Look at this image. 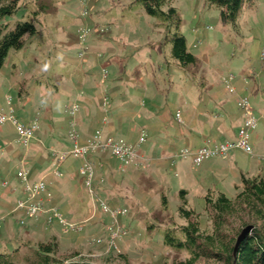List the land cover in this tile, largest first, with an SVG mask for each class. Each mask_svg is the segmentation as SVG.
<instances>
[{"label": "rangeland", "instance_id": "374dc122", "mask_svg": "<svg viewBox=\"0 0 264 264\" xmlns=\"http://www.w3.org/2000/svg\"><path fill=\"white\" fill-rule=\"evenodd\" d=\"M40 2L46 4L47 12L40 10ZM21 3L16 13L4 18L7 29L19 20H29L38 32L25 36L23 48L10 49L0 67V108H8L11 99L17 117L26 123L37 119L39 128L26 147L17 142L11 122L0 124V216H4L0 251L11 252L16 263L33 264L38 244L57 240L55 257L64 261L184 264L191 251L164 243L166 228L188 223L178 210L181 189L188 191L187 206L195 210L191 220L211 231L212 211L205 208V195L222 191L235 197L243 173L264 170V0L245 4L236 24L222 22L220 6L209 0H170L178 9V27L177 22L148 14L138 0ZM176 29L185 35L197 64L183 67L172 57L171 34ZM244 97L256 117V126L249 130L252 152L234 147L224 156L195 164L192 157L178 154L183 147L191 151L198 147L179 140L171 147V157L161 158L162 151L170 150L175 134L189 132L182 119L187 121L198 110L206 109L216 117L231 113L236 119L234 130L240 131L248 117L239 106ZM88 101L90 129L108 127L111 134L135 146L142 130L146 133L137 146L138 158L129 163L109 150L96 152L103 153V167L111 168L112 174L105 175L96 163L95 192L111 210L127 209L117 215V221L85 186L79 173L83 160L57 157L59 151L70 148L72 122L79 127ZM72 103L79 105L74 116L67 111ZM232 139H207L204 144ZM21 167L29 171L31 181L41 177L47 181L51 194L39 217L15 208L24 184L17 176ZM16 187L19 193H13ZM52 207H58L67 226L57 218L48 220ZM246 224L260 226L243 212L230 217L227 227L231 232ZM176 233L180 235L178 229ZM194 264L222 261L203 256Z\"/></svg>", "mask_w": 264, "mask_h": 264}, {"label": "trees", "instance_id": "16d2710c", "mask_svg": "<svg viewBox=\"0 0 264 264\" xmlns=\"http://www.w3.org/2000/svg\"><path fill=\"white\" fill-rule=\"evenodd\" d=\"M138 1L143 4L148 14L160 17L169 23L177 22L178 27V9L169 4L170 0ZM209 1L220 6L222 22L236 24L243 6L253 3L255 0ZM21 6H23L21 0H0V67L5 63L10 49L23 48L27 41L25 36H32L38 32L36 25L29 20H19L13 28L7 29L4 18L16 13ZM40 10L47 12L46 4L40 2ZM171 42V55L181 66L197 64V55L190 51L185 35L178 29L171 34ZM237 187H241V190L235 197H229L222 191L208 192L205 195V208L212 211L214 227L211 231L201 229L198 220H191L195 210L187 206L188 191L184 188L181 189V202L178 210L182 217L188 219V223L177 227L179 236L176 233V228H166L164 243L174 247H187L191 251L192 257L184 264H194L198 258L203 256L220 259L222 264H264V174L248 175L243 173ZM243 212L247 214L248 219L260 222V226L253 225V230L240 241L236 248L237 238L243 228L230 229V232L227 223L230 217ZM241 224L244 225L245 221ZM57 250V240L40 242L35 250L33 264H86L79 261L57 259L55 257ZM0 264L21 263L15 262L11 252L3 250L0 251Z\"/></svg>", "mask_w": 264, "mask_h": 264}, {"label": "built area", "instance_id": "2783aa9c", "mask_svg": "<svg viewBox=\"0 0 264 264\" xmlns=\"http://www.w3.org/2000/svg\"><path fill=\"white\" fill-rule=\"evenodd\" d=\"M264 54V49H263ZM234 75H230V79ZM234 88V87H233ZM231 88V90H233ZM11 99H8L9 107L0 108V124L7 121L11 122L17 131V142L23 146H29L30 140L34 136L36 130L39 128V123L37 119L26 123L21 121L11 105ZM108 104L107 96L104 97V106ZM239 106L247 112V120H245V126L240 129L237 133V138L232 140H227L223 142L218 141H207L206 144L198 147L196 150L191 151L188 148L181 149L178 156L192 157V161L195 164H199L203 159L210 156H224L228 151L234 147H240L245 151L252 152L251 143L249 141V130L256 126V117L253 113L251 102L248 98L244 97L239 101ZM79 110L78 103H72L67 107V111L74 116ZM253 110V111H252ZM104 122H107V117H104ZM81 133L78 128H76V123L73 120L72 128L69 132V139L71 145L69 149H62L57 153V157L60 161H64L69 156L75 158H81L83 163L79 167V173L84 176L85 186L88 187L89 192L95 196L105 209H109L112 217L117 221V215L127 211L126 208L123 209H110L109 206L99 197V194L95 192L94 178L96 175V163L103 166L104 163L101 161L91 160V156L97 154L98 150L100 152L109 150L111 153L119 157L122 162L129 163L131 160L138 158L139 151L137 146H139L146 138V133L142 130L138 144L135 146L122 138L116 137L111 133H107L105 128H98L92 134L87 136L84 142H81ZM0 152H3V146L0 144ZM56 175H60L61 172L56 169ZM17 176L23 181V193L24 196L17 199L16 207L18 209H23L29 217H39V215L44 212V204L48 196L51 194L49 192L47 181L41 177L38 180L31 181L29 179V171L23 167L19 168L17 171ZM94 186V187H93ZM45 194V195H44ZM47 196V197H46ZM48 220L50 222L54 221L55 218L63 225L69 224L66 219L62 216L58 207H52L48 210ZM4 219V216H0V223ZM21 222H25L21 219ZM67 226V225H66ZM121 229V228H120Z\"/></svg>", "mask_w": 264, "mask_h": 264}, {"label": "crops", "instance_id": "0c3cea01", "mask_svg": "<svg viewBox=\"0 0 264 264\" xmlns=\"http://www.w3.org/2000/svg\"><path fill=\"white\" fill-rule=\"evenodd\" d=\"M210 82L216 83L217 81H210ZM85 83H87V81ZM151 83L153 85V81ZM201 87L204 88L203 86H201ZM79 95L81 96L82 93H80ZM217 99H218V97H217ZM89 101L87 102V105L84 107V110L81 112L82 114H81V116L77 122V124L79 125L78 129L80 128L79 131L81 133V139H80L81 142H84L87 136H89L96 129H98V128H96L95 130L90 129L91 121H90V117H87V116L91 115L92 107H91V104H89L90 103ZM218 101L222 102L221 100H218ZM105 109H106V107H105ZM205 116H207L208 119ZM189 117L190 118L187 119V121H185V120L183 121V119H182V122H181V123H183V122L186 123L189 132H184V130H183V132L179 133L178 136L175 134V136H176L175 140L172 142V139H171L170 144H169L170 150L169 151L168 150L162 151V154H161L162 159L171 157L170 155H172V153L174 152V151H172L173 148H171V147L175 143H177L179 140L188 142V144H190L192 147H200L206 142L207 139L218 140V138L232 139L235 136L237 137L238 132L234 130V125H233V124H236V122H235L236 119L233 118V115L231 113L225 112V114H219L218 117H216V115L212 116L211 112L207 113V110L203 109V110H198L196 115L191 114V116H189ZM192 117L193 118L195 117V119L192 120V121H194L193 122L194 125H193V123H191L192 121L191 122L188 121ZM202 117L205 118L206 120H208V122L204 121V119ZM237 121L241 122V117ZM107 122H104V124H107ZM188 125H190V126L192 125L194 127L193 130L191 129V131H190ZM99 128H102V127H99ZM104 128H105L107 133H112V130L110 128H108V127H104ZM256 135H257L256 137H258V139H260V134L257 133ZM183 148H187V147H183ZM102 155H103V153L97 154L96 157H94V160L96 162L101 161L105 164V162L102 159L103 158ZM227 157H225V158H227ZM259 157L262 158V154H260ZM100 170L101 171L103 170L105 175L111 176V174H112L111 168H108L106 166H104V167L102 166L100 168ZM258 171H260L259 173L264 174V170L261 169ZM96 187L98 188V191H99V189H100L99 184H97ZM21 189H22V187H21ZM15 191H17V187H16V189L13 188V193ZM19 191H21V190H19ZM23 196H24V193L22 190V192H20L17 197L21 198Z\"/></svg>", "mask_w": 264, "mask_h": 264}, {"label": "water", "instance_id": "95a60500", "mask_svg": "<svg viewBox=\"0 0 264 264\" xmlns=\"http://www.w3.org/2000/svg\"><path fill=\"white\" fill-rule=\"evenodd\" d=\"M252 228H253V225H252V224H249V225L245 226V227L241 230V232H240V234H239V236H238V238H237L236 248H237L238 244L240 243V241H241V240H242L247 234L250 233V231L252 230Z\"/></svg>", "mask_w": 264, "mask_h": 264}]
</instances>
